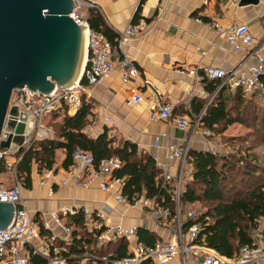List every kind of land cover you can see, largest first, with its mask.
<instances>
[{
  "label": "crops",
  "instance_id": "crops-1",
  "mask_svg": "<svg viewBox=\"0 0 264 264\" xmlns=\"http://www.w3.org/2000/svg\"><path fill=\"white\" fill-rule=\"evenodd\" d=\"M82 1L92 3L95 6L93 8L99 11L113 34L115 43L127 24L136 22L140 17L148 24L145 32L130 38L124 44V52L138 67L139 76L124 83L119 70L115 68L91 88L89 98H85L92 103L93 117L92 122L84 127V132L96 137L106 129L108 135L115 139L114 145L129 140L136 144L139 153L158 155L161 160L166 159L171 147L186 144L190 149L222 154L224 146L220 145L222 149H214L217 147L216 135L209 137L199 132L191 133V130H178L170 119L151 120L150 111L156 101L157 90L159 97L172 106L174 116L187 115L192 119L199 105L197 100L201 99L209 104L219 90L217 87L213 93L209 91L216 80L205 76L207 68L229 70L239 65L246 67L253 64L254 55L248 54L247 50L234 52L226 39L209 28L206 21L223 26L247 23L255 38L252 50L263 52L264 0L245 4H241V0H145L142 3L141 0ZM88 7L90 6H83L85 11ZM191 67L197 68V77L179 72L180 68ZM133 91L140 92L143 100L130 105L128 101ZM203 110L204 107L201 111ZM49 118L46 116L44 122ZM57 156L55 170H52L49 178L42 182L41 173L33 166L31 188L20 187L22 203L33 218L39 214L42 221H50L48 214H45L51 210L74 207L77 213L108 201L113 209L105 215L107 224L121 223L124 226H135L136 229L142 227L155 235V241L173 237V222L167 217L155 221L148 207L140 204L129 208L117 205L107 192L96 187L82 189L71 183L63 185L62 180L67 179L65 170L70 166L65 168L61 165L64 158L62 150L57 151ZM177 164L176 160L172 162L171 174H176ZM191 172L192 165L185 162L183 182L190 180ZM0 174V181L8 176H14L15 179L14 170L4 169ZM68 179L70 182L73 180ZM50 188L52 195H49ZM53 231L56 232V228ZM136 238L138 239L137 234ZM195 262L201 264V257L186 255L184 264ZM166 264H182L181 256L172 258Z\"/></svg>",
  "mask_w": 264,
  "mask_h": 264
},
{
  "label": "built area",
  "instance_id": "built-area-1",
  "mask_svg": "<svg viewBox=\"0 0 264 264\" xmlns=\"http://www.w3.org/2000/svg\"><path fill=\"white\" fill-rule=\"evenodd\" d=\"M73 1L74 6L69 16L77 25H83L86 36L85 64L81 76L70 88L56 86L50 93L32 91L27 87L12 91L9 105H17L19 110L25 112L33 120V124L26 122L24 145L31 140L43 139L52 135L53 129L48 124L45 125L44 118L64 107L68 113H74L81 105L82 98H89L91 88L101 82L113 69L119 70L121 81L124 83L134 80L140 74L133 60L126 56L124 44L130 38L145 32L148 25L146 20L140 17L136 22L127 24L118 35L116 45L113 46L102 33L93 30L81 14L83 6H95L82 0ZM144 1L141 0V3ZM207 26L223 36L234 52L247 50L248 54L254 55V62L246 67L239 65L229 70L210 67L205 70V76L209 79H218L219 89L223 86H227L230 90L241 89L247 96L255 95L263 99L264 51L252 50L255 38L249 25L241 22L223 26L207 22ZM114 54L116 60H114ZM179 72L183 75L198 76L196 67L180 68ZM159 96L156 90V101L149 115L151 120L170 119L178 130L184 132L191 130V133L199 132L203 136L211 134L209 129L199 124L200 116L193 120L187 115L174 116L172 106L165 103ZM142 100L141 93L133 91L128 103L132 105ZM187 151L188 144L171 147L165 160H161L158 155L152 156L156 167L161 172L163 183L174 182L177 206L180 187L184 180ZM21 157V154L0 150V166L2 165L7 170H14ZM175 160L178 161L177 172L171 174L170 167ZM121 165L122 162L117 156L106 157L96 163L90 151L76 149L72 154V164L65 170L67 179L62 180L61 183L63 185L71 183L74 187L82 189L96 187L107 192L117 205L129 208L140 204L150 208L157 221L165 219L168 216V209L155 207L153 200L136 196V194L129 199L123 194L124 180L114 175ZM52 173V170H44L41 173V181L44 182ZM68 178H73V180L70 182ZM49 190V195H52V188ZM0 201L11 202L15 205L10 223L0 230V264H31L30 249L33 253L40 254L48 264H67L62 252L72 239V229L65 223L64 217L74 214V207L51 210L45 214H48L50 221L44 220L43 224L51 232L50 236L45 239L39 234L33 216L22 203L18 184L14 182L12 187H6L0 181ZM112 209L108 201H102L93 209L84 208L82 210L88 228L96 231L99 244H105L118 238H125L128 241L127 255L113 259L111 264H166L172 258L179 256L184 264L186 255L190 254L200 256L201 264H264V221L260 222L254 231L251 245L242 246L233 257H226L203 243L197 242L202 227L201 222L191 223L185 231H182L178 210L176 214L178 229L173 237L146 244L136 238L135 226L106 223L105 215ZM185 216L194 220L197 213L190 210ZM53 228L57 231H53ZM57 239L62 243H57Z\"/></svg>",
  "mask_w": 264,
  "mask_h": 264
},
{
  "label": "trees",
  "instance_id": "trees-1",
  "mask_svg": "<svg viewBox=\"0 0 264 264\" xmlns=\"http://www.w3.org/2000/svg\"><path fill=\"white\" fill-rule=\"evenodd\" d=\"M85 12L83 17L93 30L102 33L113 46L116 45L114 36L99 11L88 7ZM214 80H216L214 86L209 89L211 93L219 86V80ZM262 81L264 83V76ZM256 97L243 94L241 89L230 90L223 86L209 104L198 99L199 105L195 114H191L194 119L200 116L199 124L209 129L211 132L209 136H212L222 133L233 123L246 124L243 109L247 106L248 110L251 109L248 111L249 117H252V122L257 127L255 132L248 134L254 136L253 142L244 146L243 150L239 145L236 146V141H232L236 149L239 147V152L236 150L227 155L189 147L187 151L186 162L192 165L191 178L182 183L178 203L183 207L202 204L196 212V219L186 217L180 219L182 231L191 223L201 222L197 242L226 257H233L242 246L251 245L254 231L260 222L264 221V158L258 152L256 156L252 153L258 147L264 149V104L258 106L252 102ZM203 107L204 110L201 111ZM49 117L46 124L53 129V134L43 139L31 140L14 153L22 155L14 168L16 184L21 188H31L33 166H36L38 173L55 170L58 150L64 152L61 165L65 168L72 164V154L76 149L90 151L96 163L103 158L117 156L122 165L114 175L124 180L123 194L129 199L136 194L153 200L155 207L168 209L167 218L174 224L176 218L174 182L163 183L161 172L156 167L153 157L139 153L136 144L129 140L114 145L115 139L108 135L106 129L96 137L86 134L84 127L92 122L93 117L91 101L83 97L74 114H69L64 107L52 112ZM239 153L241 154L237 156ZM4 169L1 165L0 171ZM248 181H251V184L247 186L245 182ZM238 184L246 186L239 188ZM226 188L227 191L234 190L231 196H225ZM34 221L39 234L47 239L51 232L44 227L39 214L34 216ZM64 221L72 229V239L62 252L67 264H111L113 259L127 255L128 241L125 238L99 244L96 231L88 228L82 212L67 215ZM136 234L143 243L155 242V235L147 229L139 227ZM57 243L62 242L57 239ZM29 258L31 264H48L40 254L33 253L31 249Z\"/></svg>",
  "mask_w": 264,
  "mask_h": 264
},
{
  "label": "water",
  "instance_id": "water-1",
  "mask_svg": "<svg viewBox=\"0 0 264 264\" xmlns=\"http://www.w3.org/2000/svg\"><path fill=\"white\" fill-rule=\"evenodd\" d=\"M73 6V0H0L1 151L23 148L26 122L33 124L17 105H9L14 89L50 93L56 86L70 88L81 76L85 34L69 16ZM14 211L13 203L0 201V230Z\"/></svg>",
  "mask_w": 264,
  "mask_h": 264
},
{
  "label": "rangeland",
  "instance_id": "rangeland-1",
  "mask_svg": "<svg viewBox=\"0 0 264 264\" xmlns=\"http://www.w3.org/2000/svg\"><path fill=\"white\" fill-rule=\"evenodd\" d=\"M81 9H82L81 10V14L85 16V14H86L85 8L82 7ZM85 40H86V38H85ZM85 45H86V41H85ZM252 102H254L255 104L257 103L258 106H261V105L264 104V98L262 99V98L256 97L254 99V101H252ZM250 110L251 109H249V110L247 109V106L245 107V109H243V111L245 112V116H246V118H245V120H246L245 123L246 124L235 123L234 125H230L229 127H227L222 133L216 135L217 137L215 139L216 140L215 142L217 144V147H215V148L213 147L215 150H216V148L222 149L221 146H224L223 154H227L228 155V154H232L231 152H234L236 150L239 152V147L243 150L244 146H246L247 144L253 142L254 136L253 135H248V134L249 133L252 134V132H255L257 127L252 122L253 121L252 117L251 116L249 117L248 111H250ZM192 119H194V118H192ZM44 123L46 125L47 121L44 122ZM232 141H236V146L239 145L238 149H236L234 147V145H232L233 144ZM246 141H248V142H246ZM257 152L261 154L262 158H264V153H263L264 149L263 148L258 147V148H256L255 150L252 151L254 156H256L255 154H257ZM252 153L248 152V154H252ZM240 154L241 153L236 154V155L239 156ZM248 154H246V155H248ZM1 176L2 175L0 174V179H1ZM234 181H236V179ZM251 181L245 182V184L248 186L249 184H251ZM1 182H3L6 187H12V185L15 182V179H14V176H8V178H5L4 181H1ZM228 184H229V182L226 183L227 188H228ZM241 185L238 184L239 188L246 186V185H242V186ZM227 188L224 189V192L226 194L225 196H231L232 195L231 193L234 190L227 191ZM201 204L200 203H196L195 205H193L191 207H189V206H186V207L184 206L183 207V206H179V203H178V206L176 205V214H177V210H178V213H179V210H180L179 216H180V219H182L190 210H194L196 212L199 211V207L201 206ZM154 219H155V221H157L156 218H154ZM171 222H173V221L171 220ZM171 228L175 229V231L178 229V224H177L176 218H175L174 224L171 225Z\"/></svg>",
  "mask_w": 264,
  "mask_h": 264
},
{
  "label": "bare ground",
  "instance_id": "bare-ground-1",
  "mask_svg": "<svg viewBox=\"0 0 264 264\" xmlns=\"http://www.w3.org/2000/svg\"><path fill=\"white\" fill-rule=\"evenodd\" d=\"M84 34H85V31H84ZM86 38V37H85ZM86 41V40H85ZM86 45L84 44V55H85V51H86V47H85Z\"/></svg>",
  "mask_w": 264,
  "mask_h": 264
}]
</instances>
